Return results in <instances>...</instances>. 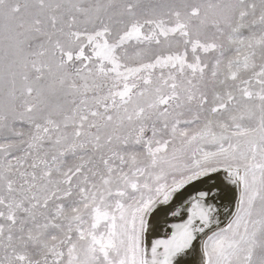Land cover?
I'll list each match as a JSON object with an SVG mask.
<instances>
[{"label": "snow or ice", "instance_id": "obj_1", "mask_svg": "<svg viewBox=\"0 0 264 264\" xmlns=\"http://www.w3.org/2000/svg\"><path fill=\"white\" fill-rule=\"evenodd\" d=\"M0 264H264V0H0Z\"/></svg>", "mask_w": 264, "mask_h": 264}]
</instances>
